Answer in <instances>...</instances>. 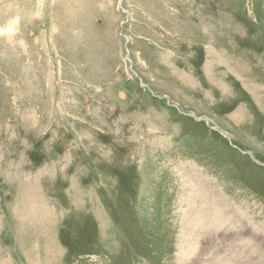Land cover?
<instances>
[{"label":"rangeland","instance_id":"rangeland-1","mask_svg":"<svg viewBox=\"0 0 264 264\" xmlns=\"http://www.w3.org/2000/svg\"><path fill=\"white\" fill-rule=\"evenodd\" d=\"M192 168L264 226V0H0V264H203Z\"/></svg>","mask_w":264,"mask_h":264},{"label":"bare ground","instance_id":"bare-ground-1","mask_svg":"<svg viewBox=\"0 0 264 264\" xmlns=\"http://www.w3.org/2000/svg\"><path fill=\"white\" fill-rule=\"evenodd\" d=\"M192 169L196 170V179L201 185V199L210 204L206 209V214L209 216L206 219L207 223L204 228L203 216L199 212L195 202L192 201L193 198L190 195L187 200L189 204L191 203L195 208H191L188 218L190 220L187 221V226H185L183 232L187 233L186 236L194 235L193 241L196 238L202 237L201 239H203L204 237V239L207 238L209 244L213 245L211 248L215 250L216 256L214 258L203 257V264H260L262 259L260 257H254V255L260 252H257L255 249L253 250L250 242L253 238L257 240L258 244L264 242V226L260 224L257 228H254L255 223H252V220L246 214V210L241 211L232 201L223 199L222 190L214 179L207 180L206 177L201 176V173L198 174V169ZM188 183L196 184L190 181ZM223 220H230L231 223L228 227L234 230L242 229L250 225L249 230L251 232L234 234L228 228L224 231L222 229L224 224ZM254 229L256 230L253 231ZM223 232L227 233L228 236L224 235ZM231 238H233V240H230ZM256 248H259V245H257ZM193 249L194 247L189 245L185 250L181 251V254H183L184 257L192 258L194 256ZM220 252H222V255H220ZM191 264H197V262L195 263L193 261Z\"/></svg>","mask_w":264,"mask_h":264}]
</instances>
